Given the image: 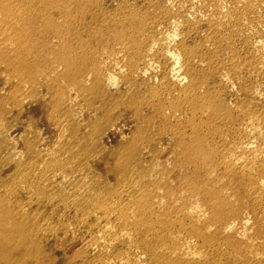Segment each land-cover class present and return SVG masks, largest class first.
<instances>
[{"label":"bare ground","instance_id":"obj_1","mask_svg":"<svg viewBox=\"0 0 264 264\" xmlns=\"http://www.w3.org/2000/svg\"><path fill=\"white\" fill-rule=\"evenodd\" d=\"M175 1L0 0V264H264V0Z\"/></svg>","mask_w":264,"mask_h":264},{"label":"rangeland","instance_id":"obj_2","mask_svg":"<svg viewBox=\"0 0 264 264\" xmlns=\"http://www.w3.org/2000/svg\"><path fill=\"white\" fill-rule=\"evenodd\" d=\"M115 2H126L127 0H113ZM128 3L132 8L136 9V10H139L141 12H144L146 13L151 19H156L157 17V24L159 26H161L163 29H167V27L169 26V24H173L174 20L177 18L175 16V14H170V15H165L163 12H162V8L165 7V6H170L173 2H176L175 0H128ZM201 2V3H200ZM197 0V4L198 6H200V4L202 6L200 7H203V3L202 1ZM188 3V2H187ZM187 5V4H186ZM162 6V7H161ZM263 7L260 8L261 10L264 9V4L262 5ZM190 5L188 4L187 5V8H189ZM138 8V9H137ZM205 9V8H204ZM205 10H208L205 9ZM90 12V11H89ZM87 13V20H85L86 22H83L81 24H79V27L78 29H80L81 33H82V37L83 38H86V40H88L87 42H89V44L91 45L92 48H98L100 47V44L102 45L103 43L105 44L107 42V37L109 36V28H108V25H102L101 26V17L100 15L98 14H94V13ZM163 13V15H162ZM152 16V17H151ZM164 16V17H163ZM167 16V17H166ZM175 16V17H174ZM98 18V19H97ZM169 18V19H168ZM93 19V20H92ZM166 19V21H165ZM173 20V21H172ZM172 21V22H170ZM94 22V23H93ZM159 22V23H158ZM169 22V23H168ZM78 25V24H77ZM84 26V27H83ZM86 27V28H85ZM98 27V28H97ZM264 28V25H261V28ZM91 28V29H89ZM262 28V29H263ZM84 29V30H83ZM164 29V30H165ZM94 30V31H93ZM264 30V29H263ZM86 31V32H85ZM92 31V32H91ZM100 31V32H99ZM91 32V33H90ZM98 33V35H97ZM96 34V35H95ZM96 37V38H95ZM104 37V38H103ZM95 42H94V41ZM102 40V41H101ZM104 41V42H103ZM98 45H97V44ZM118 57H119V61L120 63H124V53L119 51L118 52ZM122 57L124 59H122ZM230 91L231 93H235L238 88H239V83L238 82H232L231 86H230ZM232 93V96L234 97ZM240 120V119H239ZM236 185H238L237 187V192L238 194L241 195V197L243 198V196L246 194L245 192V188L244 186L241 184L240 180H236ZM241 206H242V210L244 211L245 214H248L247 216L253 214V211L251 210L252 208L250 207L249 203L246 202V200L243 199V201L241 202ZM64 234H61V236H63ZM70 242V241H69ZM68 241L64 243V252L68 255V256H71L74 251L81 245V240L80 239H76V241H71L69 243ZM65 254V255H66ZM66 255V256H67Z\"/></svg>","mask_w":264,"mask_h":264}]
</instances>
